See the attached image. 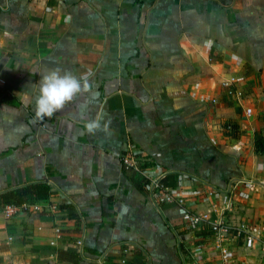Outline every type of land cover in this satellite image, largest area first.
Returning <instances> with one entry per match:
<instances>
[{
    "label": "crops",
    "instance_id": "1",
    "mask_svg": "<svg viewBox=\"0 0 264 264\" xmlns=\"http://www.w3.org/2000/svg\"><path fill=\"white\" fill-rule=\"evenodd\" d=\"M53 68L90 74L83 116L87 94L36 118ZM30 184L50 194L0 204V264H218L195 216L256 227L230 264H262L264 0H0V194Z\"/></svg>",
    "mask_w": 264,
    "mask_h": 264
},
{
    "label": "clouds",
    "instance_id": "2",
    "mask_svg": "<svg viewBox=\"0 0 264 264\" xmlns=\"http://www.w3.org/2000/svg\"><path fill=\"white\" fill-rule=\"evenodd\" d=\"M89 97L86 103L80 104L81 115L86 112L88 104L96 99L90 74H82L79 77L70 71L53 68L43 74L39 81L34 98V112L37 119L52 117L57 111L73 102L78 97L86 95ZM93 119L85 123L88 133H94L101 128V120ZM120 214L124 215L128 209L120 206Z\"/></svg>",
    "mask_w": 264,
    "mask_h": 264
},
{
    "label": "built area",
    "instance_id": "3",
    "mask_svg": "<svg viewBox=\"0 0 264 264\" xmlns=\"http://www.w3.org/2000/svg\"><path fill=\"white\" fill-rule=\"evenodd\" d=\"M244 112L246 115H248L250 110L245 109ZM121 164L125 167L134 169V171H137L135 169V162L129 154L121 157ZM151 185L154 189L160 190L161 193L164 194V188L158 182L152 181ZM163 196L167 202H174V199L171 196L167 194H164ZM16 207L17 206L15 205L2 206L1 213L3 214L4 218H10L14 214ZM51 209L54 210V207H51ZM192 221L195 224L204 225L208 229L210 234V247L216 252L218 264H230V251L228 249V244L231 240L241 239L244 243L250 244L257 238V228L254 226H246L244 224L231 225L226 221L209 222L198 216L193 217ZM75 247L78 251L77 253L81 258H83L81 255L82 238H79L75 241ZM260 253L262 264H264V240L260 241ZM106 256V252L103 251L93 257H85L83 258V261L84 264H104Z\"/></svg>",
    "mask_w": 264,
    "mask_h": 264
},
{
    "label": "trees",
    "instance_id": "4",
    "mask_svg": "<svg viewBox=\"0 0 264 264\" xmlns=\"http://www.w3.org/2000/svg\"><path fill=\"white\" fill-rule=\"evenodd\" d=\"M124 169L131 170L135 179H139L140 183L145 184L146 182L142 180L132 168L125 167ZM161 186L162 183H161ZM50 194L48 188L43 184H30L25 187L17 188L12 191L0 194V204L1 205H21L23 203L31 204L34 201L45 200ZM75 257V256H74Z\"/></svg>",
    "mask_w": 264,
    "mask_h": 264
}]
</instances>
